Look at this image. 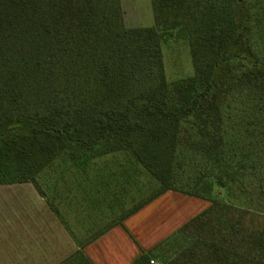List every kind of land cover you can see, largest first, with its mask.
I'll return each instance as SVG.
<instances>
[{
    "label": "trees",
    "instance_id": "1",
    "mask_svg": "<svg viewBox=\"0 0 264 264\" xmlns=\"http://www.w3.org/2000/svg\"><path fill=\"white\" fill-rule=\"evenodd\" d=\"M152 5L154 27L126 29L120 0H113L112 18L102 12V0H0V186L31 183L45 198L37 177L58 160L68 157L82 166L127 150L160 187L88 243L176 191L210 206L136 264H151L156 251L191 227L223 233L224 243L197 242L193 264H264V203L245 208L218 200L226 186L222 176L217 187L187 177L178 188L175 178L182 120L198 118L230 82L264 89V51L262 61L238 51L252 25L264 47V0ZM171 31L191 37L193 66L190 79L173 84L162 54ZM225 67L226 76H220ZM227 196L235 197L231 187ZM236 236L242 249L230 247ZM83 248L80 243L60 264H93Z\"/></svg>",
    "mask_w": 264,
    "mask_h": 264
},
{
    "label": "rangeland",
    "instance_id": "2",
    "mask_svg": "<svg viewBox=\"0 0 264 264\" xmlns=\"http://www.w3.org/2000/svg\"><path fill=\"white\" fill-rule=\"evenodd\" d=\"M120 4L124 28L155 26L152 0H120ZM112 6L113 0H102V12L110 17ZM256 28V25L248 27V38L238 51L252 53L254 60L262 61L264 47L258 44ZM171 33L162 54L166 79L173 84L190 79L193 66L189 46L191 37L179 31ZM245 64L249 62L245 61ZM226 74L225 67L220 76ZM176 166L178 188L185 187L187 177L201 185L211 180L217 187L216 180L222 176L226 186L221 189V195L216 196L218 200L245 208L264 203V89L249 83L230 82L216 91L198 118L192 116L182 120ZM37 182L45 195V202H51L59 211V223L79 243L89 242L160 187L127 150L100 156L82 166L72 163L68 157L58 160L51 169L41 172ZM202 186L201 192L206 193ZM229 187L234 192V199L227 196ZM34 190L31 183L0 187V213L16 202L26 216L32 212L37 214L41 204L35 198ZM195 202V213L210 206L205 200L195 198ZM167 208L168 212L178 213L182 209L184 217L191 213L187 204L182 207L168 205ZM1 214L0 232L8 220L5 214ZM10 225L14 224L10 222ZM221 234L217 231L211 234L208 228L195 233V228L191 227L163 250L156 251L154 264H193L197 242L210 240L224 244ZM230 244L231 248L244 247L240 236L233 237ZM25 245L33 254L35 247ZM228 245L226 242L225 246ZM1 252L0 249V255Z\"/></svg>",
    "mask_w": 264,
    "mask_h": 264
},
{
    "label": "crops",
    "instance_id": "3",
    "mask_svg": "<svg viewBox=\"0 0 264 264\" xmlns=\"http://www.w3.org/2000/svg\"><path fill=\"white\" fill-rule=\"evenodd\" d=\"M34 189V196L41 204L39 213L26 216L16 202L1 212L8 220L0 232V264H60L79 249L80 243L59 223L45 199ZM184 204L191 208L187 217L182 209L180 213L168 212V205L182 207ZM195 204V197L166 192L127 218L122 226L111 228L90 243H82L83 253L93 264H136L143 253L153 250L204 211L195 213ZM10 222L14 224L12 227ZM27 243L35 247L33 254Z\"/></svg>",
    "mask_w": 264,
    "mask_h": 264
},
{
    "label": "built area",
    "instance_id": "4",
    "mask_svg": "<svg viewBox=\"0 0 264 264\" xmlns=\"http://www.w3.org/2000/svg\"><path fill=\"white\" fill-rule=\"evenodd\" d=\"M151 264H154V261H151Z\"/></svg>",
    "mask_w": 264,
    "mask_h": 264
}]
</instances>
